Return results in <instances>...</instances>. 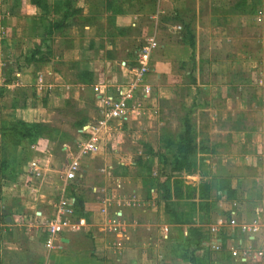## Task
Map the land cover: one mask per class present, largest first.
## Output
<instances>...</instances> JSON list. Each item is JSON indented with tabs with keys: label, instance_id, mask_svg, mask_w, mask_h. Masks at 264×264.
<instances>
[{
	"label": "crops",
	"instance_id": "crops-1",
	"mask_svg": "<svg viewBox=\"0 0 264 264\" xmlns=\"http://www.w3.org/2000/svg\"><path fill=\"white\" fill-rule=\"evenodd\" d=\"M61 1L46 0L44 14L31 0H0V264H192L180 248L190 227L202 234L195 264H264V229L228 223L264 217V55L248 64L245 44L249 27L261 26L264 53V17L230 9L218 20L220 0H68L66 14ZM50 21L63 23L47 34ZM187 25L195 47L180 41ZM145 36L158 42L144 78L154 96L149 112L113 127L85 158L83 176L66 180L77 124L101 114L94 85L108 92L123 85ZM190 108L194 167L173 172L167 139ZM17 119L65 136L60 144L41 137L16 145L3 124ZM167 177L170 185L183 180L181 198L163 189ZM75 196L83 203V215L72 218L77 229L48 250L44 222L53 204L63 197L74 207Z\"/></svg>",
	"mask_w": 264,
	"mask_h": 264
},
{
	"label": "built area",
	"instance_id": "built-area-1",
	"mask_svg": "<svg viewBox=\"0 0 264 264\" xmlns=\"http://www.w3.org/2000/svg\"><path fill=\"white\" fill-rule=\"evenodd\" d=\"M261 11L258 15L261 16ZM158 46V42L154 36H145L135 50L134 66L129 68V76L123 85H118L110 92L105 91L102 82L94 85V91L99 94L101 102V114L98 118L90 123L77 129L76 149L70 152L67 166L64 172L66 180H74L81 178L83 161L91 153L95 152L104 135L113 130L117 124L128 119L135 114H146L149 112L150 100L153 98L152 88L145 81V75L150 70V57L154 49ZM123 67L126 65L124 61L120 62ZM32 168L38 175L37 162L31 163ZM55 213L45 220L47 236L44 240V246L48 250H56L59 248L60 236L65 231H74L77 224L73 222V207L71 203L59 197L53 204ZM103 210H105L103 208ZM121 211H116L111 219H109L110 229L117 232L121 220ZM220 219L219 223L223 224ZM228 223L238 226L242 231L248 233H258L264 229V217L255 215L251 221L238 222L236 219H229ZM167 229L164 228L166 237ZM218 246L216 245V248ZM262 250L256 251L253 256H261Z\"/></svg>",
	"mask_w": 264,
	"mask_h": 264
},
{
	"label": "trees",
	"instance_id": "trees-1",
	"mask_svg": "<svg viewBox=\"0 0 264 264\" xmlns=\"http://www.w3.org/2000/svg\"><path fill=\"white\" fill-rule=\"evenodd\" d=\"M34 5H37L41 8L42 13H47L48 11V5L46 4V0H31ZM61 5L59 7L65 8V13L69 12V1L68 0H62ZM243 5L242 3H240ZM109 6L111 4L108 3ZM240 6V5H238ZM58 9V6L55 7V10ZM45 17L41 18L44 19ZM43 22V23H42ZM43 26H45V20L41 21ZM48 29L45 30L47 34L52 33L51 27L57 28L59 27L63 21H60L59 23H53L52 21L49 22ZM180 41L190 45L191 47H195V35L192 33V30L190 29L189 25H187L180 34ZM38 49L36 48L33 52L37 53ZM191 108L185 109L184 115L180 119L181 123V129L175 134L173 138L167 139V147L174 150L171 160V170L173 172H181L184 171H190L194 167V163L190 160V156L196 151V143H195V134H194V128L193 123L191 120ZM84 121L79 122L77 125L79 128H81L84 123ZM3 128L8 130V135L13 137V143L19 144L21 141L28 142L29 144H33L36 142L38 138L41 137H47L49 139L55 140L58 144H60L61 139L63 136H65L64 132H61L57 127H54L48 123H43L39 121H25L22 119H17V121L10 122L8 125L3 124ZM172 146V147H170ZM170 177H167L163 189L168 192L169 188L172 189V194L175 198H181L182 197V187H183V180L179 177H174L172 179V185H170ZM204 187V185H202ZM191 189H188V195H190ZM167 196V195H166ZM193 208V203L190 205V210ZM166 210L168 212H174L173 209L169 208V206L166 204ZM172 210V211H171ZM188 212H186V215ZM73 215L79 216L83 215V203L80 199H77L75 196V205L73 207ZM176 215V214H175ZM177 222L180 223H190L192 222L191 217L188 218H176ZM202 234L200 230L196 227H190L189 233L187 237L184 239V242L182 245H180L181 250L184 251V257L188 258L189 261L192 264H195V258H194V252L199 246L200 241L202 240Z\"/></svg>",
	"mask_w": 264,
	"mask_h": 264
},
{
	"label": "rangeland",
	"instance_id": "rangeland-1",
	"mask_svg": "<svg viewBox=\"0 0 264 264\" xmlns=\"http://www.w3.org/2000/svg\"><path fill=\"white\" fill-rule=\"evenodd\" d=\"M247 1H248V3H247ZM219 2H220V6H218L219 9L217 8L215 10V13H218L221 11L220 15L222 17H223V11L224 10H230V9L235 11V12L239 11V12H243V13L250 10V11H252V14L255 11L256 12L261 11L262 12L261 18L264 17V0H220ZM240 3H242L243 5H241ZM222 4L225 5L224 7H227V9H225L223 6H221ZM238 5H240V6H238ZM220 15H219V13L217 14L218 20L220 19ZM253 28H254V26L249 27V30L246 31L245 44L247 47V51L251 53L250 55L252 57V61L250 60L247 62H248V64L252 63V65L256 66V64L261 62L264 53L261 54V50H260L261 44H260V42H258L257 35H256V33H259V32L261 33V26H258L257 30H254ZM251 69H254V68H251ZM71 111L72 112L75 111L74 106L71 107ZM150 112H152V110ZM57 115L60 118H63V120H65L64 116H62L59 112H57ZM83 163H84V161H83Z\"/></svg>",
	"mask_w": 264,
	"mask_h": 264
}]
</instances>
